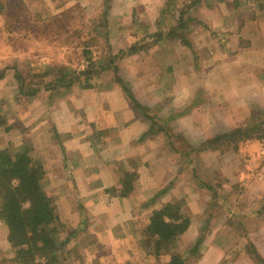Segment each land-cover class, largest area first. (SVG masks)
<instances>
[{
	"label": "crops",
	"instance_id": "0c3cea01",
	"mask_svg": "<svg viewBox=\"0 0 264 264\" xmlns=\"http://www.w3.org/2000/svg\"><path fill=\"white\" fill-rule=\"evenodd\" d=\"M73 1L35 0L34 4L32 0H0L4 6L0 14V50L5 42V35L8 30H12L33 44L30 48L34 52L27 49L28 53H36L37 42L61 29L65 20L77 21L78 18L86 24L84 16L90 19L92 14L99 12L102 3L110 5L111 8L110 13L102 16L101 22L97 21L103 24L97 23V28L104 27L105 30L103 32L107 55L126 50L139 42L141 35L151 37L159 29V9L163 0H107L106 3L104 0ZM179 2L188 3L187 0ZM85 5L89 7L86 10L83 8ZM77 10L85 14L78 16ZM195 14L208 28L200 29V36L209 35V31H216L217 35H224V39L220 41L210 38V42L202 43L194 39L196 54L192 57L188 56L186 47L177 42V39H166L153 51L147 49L144 53L122 59L118 63L120 75L129 81L135 98L141 104L152 109L155 102L161 103L155 113L158 117H167L188 107V103L195 99L198 91L203 90V82H197L200 78L211 80V88L205 91L207 95H211L210 99L218 102L216 116L226 119L222 124L225 128H238L242 123L250 122V118L263 121L264 0H205L204 6L198 8ZM108 16L110 18H107ZM141 21L146 24V27L142 26L145 31L139 28ZM79 25L83 27L84 24ZM93 33L96 31L83 30L82 34L76 33L77 37L83 38L79 46L87 43L88 38L94 36ZM48 40L46 43H51ZM219 52L224 53L227 59L223 56L220 58ZM104 60L105 63L101 65L108 66L107 56ZM5 77L6 73L4 79ZM4 79L0 80V87L6 86ZM225 101L229 115L226 117L220 115L225 113V110H221V103ZM31 105L28 103L27 108L34 109ZM197 109L177 117L168 125L176 138L171 145L178 150L179 141L182 142L183 139L191 138L193 142L201 143L214 135L215 131L205 135L199 130ZM76 111L81 114L78 116L80 119L74 117ZM40 112L43 114L36 122L29 119L15 123L16 120L11 122L8 118L10 129L5 132L0 128V135L5 141L13 139L11 142H16L17 145L28 142L34 150L39 151L38 155L46 157L48 166L46 164L44 180L52 181L49 185L55 189L54 194L65 198L71 204L70 209L60 210L64 216L88 215V223L93 219L91 224L82 219L75 226L78 230L75 241L79 240L81 243V238L95 237L96 244L111 250L112 246H115L114 250L120 254L129 252L128 246L138 241L132 220L136 213H140V204L153 198L161 189L167 187L170 181H173L172 188L160 198V202L184 200L183 209L189 216L191 225L183 239L190 230L199 228L201 219L198 224L192 216L197 212L203 213L207 205V193L198 188L192 191L191 187L187 186L189 183L186 178L179 180L180 175L176 173L179 166L177 168L176 163L169 161L166 165L168 158L165 159L164 156L165 149L168 148L165 146L169 144L165 143L161 134L140 140L147 124L129 109L118 87L98 93L94 90L71 93L66 99L43 106ZM232 119L233 123H230ZM95 122L99 125H94ZM81 123L85 128L79 126ZM218 127L221 125L212 129ZM53 129L59 136H66L61 144L58 139L52 138ZM87 129H95L97 139L89 143L76 140L81 137V132H87ZM26 137L28 140L24 141ZM6 147L5 142L0 139V150ZM76 150L81 153L80 156H74ZM199 154L201 153L194 155L196 162L202 160L198 158ZM211 156V153H208L201 157L204 163L212 165L228 181L225 195L231 186L241 183L242 190L238 196L237 207H231V212L237 209L253 211L259 208L264 197V144L249 140L241 145L237 154L219 155L212 159ZM132 164H135L136 170ZM129 171H135L138 177L134 189L126 198L114 197L111 190L119 187V181ZM78 181L82 183L79 188L76 187ZM95 194L98 197L94 198ZM159 207V204L154 206L156 209ZM69 211L70 215L67 214ZM227 216L230 215L226 214V219L218 227V231L205 239L200 257L187 264H256L242 246V240H247L239 237L226 225ZM253 218L256 219L250 216L244 220L246 226L249 228L251 221L259 219L260 229L252 232L251 237L248 231L246 238L264 260V218ZM0 234L3 248L9 249L6 231L1 224ZM128 258L137 262L133 251ZM169 259V256L163 254L160 261L164 263ZM136 262L134 264H137ZM153 262L155 260L152 261L148 256V263Z\"/></svg>",
	"mask_w": 264,
	"mask_h": 264
},
{
	"label": "trees",
	"instance_id": "16d2710c",
	"mask_svg": "<svg viewBox=\"0 0 264 264\" xmlns=\"http://www.w3.org/2000/svg\"><path fill=\"white\" fill-rule=\"evenodd\" d=\"M107 0H104L106 3ZM205 0H190L187 6H182L179 0H163L159 12L161 18L158 21V31L151 39L175 38L180 44L193 53V43L188 34V28L196 20L189 16L190 11L197 10L204 6ZM3 5L0 4V12ZM190 12V13H189ZM193 12V11H192ZM105 16V13H104ZM199 21V20H198ZM201 22H198V24ZM205 29H208L205 24ZM165 27L171 31L165 32ZM157 28V27H156ZM147 37L141 38L140 42L134 43L126 50H120L117 54H106L108 66L95 64V55L89 49L88 43L82 45V65L78 69L63 67L59 70L48 68L45 71H35L34 68L27 67L23 72L18 66L10 64L0 69V80L4 79L8 69H12L14 79L17 84V99L35 97L41 90L50 93L68 94L74 87L84 90L110 91L118 87L124 95L128 107L137 117L141 116L147 124V129L140 136V140L152 137L159 133L167 136L169 130L160 126L157 118L150 115L149 108L141 104L134 95L129 81L125 80L119 73L118 63L131 55L146 52ZM104 56V57H105ZM99 80V81H98ZM103 80L105 82H101ZM250 122H254L249 126ZM243 126L228 129L223 126L215 129L213 137L203 140L194 150L186 151L180 157L179 172L182 169L190 170L195 183H198L207 193V205L202 213L201 225L195 238L188 243L187 250L183 253H171L168 262L158 264H187L198 259L201 255V248L210 229V220L219 212L227 216L226 225L232 228L240 237H245L246 224L244 222L250 216L264 218V197L261 206L248 212L244 209H237L231 212V193L224 194L228 181L220 172L209 169L207 176L202 174L192 164L190 154L195 152L212 151L220 156L234 155L238 153L241 145L249 140H257L264 144V120L250 121ZM7 119L0 106V128L5 132L9 131ZM52 138L60 139L58 133L53 129ZM169 138V137H168ZM175 152L179 150L172 148ZM29 148L6 147L0 150V224L6 231V242L9 251L13 255V264H60L58 252L69 246L77 239L78 230L69 227L67 234L61 232L63 229V219L61 214L52 205V199L45 192L43 187V177L46 174V166L43 160H32L29 155ZM188 168V169H187ZM177 173V172H176ZM178 175V174H177ZM176 175V176H177ZM138 177L135 171L126 172L119 181V187L112 189L114 197L126 198L134 189ZM173 181H170L153 198L143 202L139 206L140 214L144 213L142 223L136 231L144 242L149 254L159 261L164 245H171L183 240V236L189 231L191 221L184 211L185 202L183 199L177 201L160 202L166 193L172 188ZM237 198L242 190V186L236 184ZM231 189V188H230ZM229 189V190H230ZM159 204V208H154ZM81 209V207L79 206ZM150 210V211H149ZM144 211V212H143ZM146 211H149L147 214ZM72 228V229H71ZM197 229V228H195ZM186 236L191 235L194 229L190 230ZM43 241L40 243L39 238ZM185 239V240H186ZM245 249L256 264H264V260L258 255L252 243L246 238ZM74 251L78 246H74ZM73 252V251H72Z\"/></svg>",
	"mask_w": 264,
	"mask_h": 264
},
{
	"label": "rangeland",
	"instance_id": "374dc122",
	"mask_svg": "<svg viewBox=\"0 0 264 264\" xmlns=\"http://www.w3.org/2000/svg\"><path fill=\"white\" fill-rule=\"evenodd\" d=\"M34 1L35 0H32L33 3H34ZM189 1L190 0H187L188 3L181 4V5L187 6L189 4ZM0 4H1V2H0ZM101 6L102 7L99 10V12L97 11V13L92 14L93 16L90 17L91 20L86 18V16H84V19H86V21H87L86 24H85V22H81L82 20H78V18H77V21L65 20L64 25L62 26L61 29L57 30L56 32H53L50 36L43 38L37 42V44L35 45L36 46V53H28V51L34 52V51H31L32 48H30L33 46V44L31 42L29 43V42L25 41L24 38L19 36L14 31L8 30L7 34L5 35L6 36L5 42L1 46V50H0V69L5 65L8 66L10 64L18 66L23 72L26 71L27 67L34 68L35 71H40V72L45 71L48 68H52L53 70H59L63 67H70V68L78 69L82 65V57H83L82 56V46L81 47L79 46V42L82 41L83 38H81V36L77 37L76 33L82 34L83 30L84 31L85 30L86 31H91V30L96 31V33H93L94 36H91L90 38H88L87 43L89 45V49H91L95 55V60L93 61V63L94 62H95V64L105 63V60L103 57L104 55H106L105 50L107 49V46L104 42V40H105L104 39V37H105L104 33L105 32H103V31H105V30L103 29L104 27L97 28V26H98L97 23L100 24L101 20L103 19L102 16H104V13L106 16L108 13H110L111 8H110V5L108 6V4L104 5L102 3ZM83 8H84V10H86V8H89V7H88V5H85V6H83ZM3 9H4V6H3ZM192 11H190L191 14H189V16L196 20L188 28V30H189L188 34H191L190 39H192L194 37L192 39V43H193L194 39L198 40L200 43L206 42V41L210 42V38L219 39L220 41L224 39L225 36L220 34V33H219L220 35H217L216 31H209L210 32L209 35H205V36L201 35L200 36V34H199L200 29L204 30L205 28H204V25H201L202 22L198 24V22H200V21H198V18L195 14L197 10L193 11V12ZM76 12H77L78 16H80L81 14H85L79 10H77ZM1 13H2V11L0 12V14ZM110 16H108L107 18H110ZM97 17H98V19H97ZM98 20L100 22H97ZM80 23L84 24L83 27H81L79 25ZM100 25H103V24H100ZM142 26L146 27V24L143 21H141L139 28L141 31H145ZM106 32H107V30H106ZM165 32H169V28L165 27ZM140 34H141V32H140ZM145 36L146 35H141L139 42L141 41V38H144ZM166 39L167 38H157V40L154 41L153 39H151V37H147L145 40V42L147 44L146 48L148 50L153 51V50H155L154 48L161 46V44L163 42H165ZM170 39H173V38H170ZM47 40L51 43L47 44L46 43ZM177 42H179L178 39H177ZM63 44L64 45L67 44V45L64 46ZM62 45H63V47H62ZM27 49H28V51H27ZM37 49H40V50L37 51ZM193 50H194V48H193ZM187 51H188V56L192 57V55L196 54L195 51H193V53L190 52L189 49H187ZM223 54L224 53L219 52L218 56L220 58H222V56H223V57H225V60H226L227 56L223 55ZM4 80H5L4 84H6V86L1 85V87H0V106L2 107V112L4 114H6V119L9 118V120L11 122H13L12 120H14V121L16 120L15 123H20L22 120H29V119H34L35 120L34 122H36L40 118L41 114H43L42 112H40V109L43 106H45L47 104L48 105L52 104V102L55 103V102L60 101L62 99H66L71 93H78V92H81L84 90V89L74 87V89H72L68 94H65L63 96L61 94H56V93L54 94V93H50V91L41 90L39 93H37V95L35 97H26V98L17 99V97H18L17 84H16V80L14 79V73H13L12 69H8L6 71V77ZM215 80H216V77H215ZM102 81L103 80H100L99 84H101ZM105 81H103V82H105ZM201 81L203 82V90H199L195 99L192 100L191 102H189L188 107L182 108L181 111L172 113L171 115H169L167 117H158L155 113H157V111L159 110L158 106L161 103L157 104L155 102L154 107L152 109H149L150 115H152L158 119L160 126H162L166 130H169V133H167V136L164 135V133H159L163 136L165 143L168 142V144H169V146H167V145L165 146L166 148H168V149H165L166 156H164V158L165 157L168 158L165 161L166 165H167V163H170L169 161H171L172 164H175V163L177 164V162H180V157H182V154L184 152L194 150L195 148L200 147L199 142H193L191 140V138H189V139L186 138V139H183L182 142L179 141L180 142L179 153L175 152L172 149L173 146L171 144L176 140V138L174 137V132L173 133H172V131L170 132L171 129L168 127L169 123H171L172 120L176 119L179 116L188 114V113H190V111H192L194 109L196 110L198 107H200L202 109V111H200V108L197 109L198 114L196 116V119L199 123V126H198L199 130H202L205 135H207V133H211V132L215 131L212 128L215 127L216 125H221L223 127H226V126L222 125V124H224L223 122H225L226 119L216 116L217 103L218 102L214 101L213 99H210L211 95H207L206 91H205V90H208L211 88V84H210L211 80H201L200 78L197 80V82H201ZM106 87L107 86L105 85V86H103V88H100V89L103 90ZM100 89H98V90H100ZM98 90H94V92L98 93L99 92ZM35 99H37V100H35ZM28 103L29 104L31 103L32 104L31 108L34 107V109H30L29 107L27 108ZM221 104H222V108H221V106H220V108H221V110H225L226 114L222 113L220 115L225 116V117L229 116L227 106H226L227 102L225 101V102H222ZM79 115L81 116V114H79L78 111H76V113L74 114V117L76 119L77 118L80 119V117H78ZM30 116H32V117H30ZM42 118H44V116ZM138 118L140 120H142L143 122H145V120L141 116H139ZM252 119H253V121H256V122L261 121L259 118H250V121H252ZM230 123H233V119L230 121ZM253 123L250 122L249 126H252ZM96 124L99 125L97 122H95L94 125H96ZM244 124H246V122L242 123L240 126H242ZM27 126H29V125H27ZM79 126L81 128H85L83 123H81ZM78 131H76V133ZM27 138L28 137H26V139L24 141L28 140ZM59 138L60 139L58 140V142L61 144L63 141H65L64 139H66V136H64L62 134L61 136H59ZM0 139L3 140V142H5V145H7V147H19V148L20 147L21 148L27 147V148H29L30 149L29 155L32 158V160H34V161L43 160L45 166H46V164L48 166V162L46 160V157L43 155H41V156L38 155L39 151L34 150L32 145L29 144L28 142L27 143H24V142L19 143V145H17L16 142H14V143L11 142L13 139L5 141L2 137V135H0ZM79 139L81 141H85L87 143L93 142L94 140L97 139L95 129H93L92 131L90 129H87V132L86 131L84 133L81 132V137H77L76 140H79ZM11 143H12V145H11ZM162 151H163V148L160 149V152H162ZM196 153H201V154H199L200 156L198 157L200 159L202 158L201 161H197V162L195 161L196 156H194V155ZM202 153H204V154H202ZM208 153H211V155H212L211 159L216 157V156H219L217 153H214L212 151H205V152L193 151L190 154V156L193 157L192 164L195 165L194 167H197L199 170H202V174L205 176H207L206 170L214 169V167L212 165H208V164L204 163V159H203V157H201L202 155L204 156ZM74 154H75L74 156H76V157H77V155L78 156L81 155V153L78 150L74 151ZM132 165L134 168L135 164H132ZM139 168H140V166H139ZM134 169L136 170V167ZM214 170L218 171L216 168ZM177 174H178V176L180 175L179 180H180V178L181 179H185V178L187 179V181L189 183L187 186H190L192 191L195 188L202 189L200 186H198V183L197 182L195 183V181L193 180L190 170L182 169L180 172H179V170H177ZM44 179H45V175L43 177V187L45 189L46 194L51 197L52 205L55 208H57L58 211H60L63 208L70 209L71 204L68 203V201L65 198L58 197V195L56 196L54 194L55 189L53 187H50V185H49L50 183H52V181L47 180V179L44 180ZM105 183L106 182L104 181V184ZM238 185L241 186V183H238ZM80 186H82V183L80 181L76 182V187L79 188ZM235 186L236 185L231 186L230 187L231 189L228 191L232 194L231 197L229 196V198H230L229 201L231 202V206H233V208L237 207L236 204L238 202V197L235 198L236 197L235 195L237 193L236 192L237 189L235 188ZM77 188H76V190H78ZM97 195L100 196V194L98 192H97ZM97 195L95 194L94 198L98 197ZM248 212H250V211H248ZM60 214H61V217L63 219V229L61 230V232L64 234V236H65V234H67L69 227H72L73 229H75V226L78 225L82 219L84 220L85 223L89 222L88 215H86L84 217V216L78 215V214L77 215L74 214L72 216H64L62 214V212ZM67 214L70 215V211ZM135 215L136 216L133 218L132 221H133L134 228L136 231L138 226H140V224L142 223L143 215L140 213H138V214L136 213ZM225 216L226 215H224L223 212H219L212 218V220H210V223H209L210 229L207 232L205 231V234L207 235V236H205L206 238L213 236L214 233H216L218 231V227L226 219ZM64 217H66V219ZM251 217H252V219H256V218H253V217H255L253 215ZM192 218H193L194 222L196 221L199 224V220L202 218V214H199V212H197V213L193 214ZM258 220H255L254 222L251 221L248 224L249 228L245 227L246 235H245V237H241V238L246 239L248 231H249V237H251L252 232H254V231L257 232L258 229H260L259 228L260 222ZM91 222H93V219L91 220ZM91 222L88 224H91ZM200 223H201V220H200ZM194 226H195V224H194ZM196 226H198V225H196ZM196 228L197 229H194V230H196L195 232L192 231L193 233H191V235H188L187 239L185 238L186 240L183 239V240L178 241V242L171 244V245H169V244L164 245L161 254L162 255L164 254L165 256H169V257L171 255V253H173V252L183 254L188 248V243L195 238V235L199 229L198 227H196ZM200 230L201 229H199V233H200ZM136 233L138 234L137 231H136ZM254 234H253V236H254ZM137 238H138V241L136 240L137 241L136 243L128 246L129 252H124L123 254L116 252V250H114L115 246H112V250H111L110 248H107L104 245L96 244L95 237L93 238V237L89 236V237H86L83 239L81 238V241H80L81 243H79V240H77L78 243H77V241H75V242L73 241L69 246H67L63 250H61V252H58L57 256L59 257L60 264H134V262H136V261L129 260V258H128V257H130L131 252L133 251V254L136 256V259H137V262H136L137 264H150V263H148V256L151 257L152 261H153V259L155 260V262H153V264H158L159 262H161L160 260H161L162 255H160L159 261L156 260L154 257L152 258V256L149 254L148 249L146 248V246H145L144 242L142 241L139 234H138ZM1 239H2V235L0 234V264H13V262H12L13 255L10 253L9 249L5 250L6 248H3V246H2L3 240H1ZM39 240H40L39 242L41 243L43 241V238L40 237ZM246 244H247V241L242 240L243 248H245ZM74 246H78V248H79L78 252H77V250L74 251V248H76ZM116 260H118V262Z\"/></svg>",
	"mask_w": 264,
	"mask_h": 264
}]
</instances>
